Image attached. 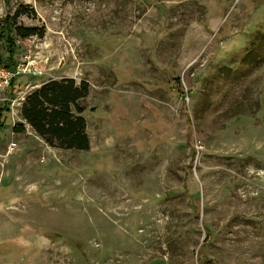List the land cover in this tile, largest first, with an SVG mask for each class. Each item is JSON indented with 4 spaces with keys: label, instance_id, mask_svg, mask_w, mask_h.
I'll list each match as a JSON object with an SVG mask.
<instances>
[{
    "label": "rangeland",
    "instance_id": "obj_1",
    "mask_svg": "<svg viewBox=\"0 0 264 264\" xmlns=\"http://www.w3.org/2000/svg\"><path fill=\"white\" fill-rule=\"evenodd\" d=\"M19 8L44 35H13L0 264H264V0H0V24ZM65 77L88 150L12 128Z\"/></svg>",
    "mask_w": 264,
    "mask_h": 264
},
{
    "label": "trees",
    "instance_id": "obj_2",
    "mask_svg": "<svg viewBox=\"0 0 264 264\" xmlns=\"http://www.w3.org/2000/svg\"><path fill=\"white\" fill-rule=\"evenodd\" d=\"M27 10L19 8L11 17L12 21L0 24V35L7 33L8 55L0 56V65L14 68L17 66L15 58V43L13 35L28 38L32 35L42 37L44 30L38 26L18 24L17 18ZM18 76L10 86L14 92ZM178 82V81H177ZM90 92V85L86 80L78 82L75 78L49 79L31 90L21 106V116L25 122H17L13 130L23 132L26 124L50 146L64 149L88 150L90 137L87 132V121L84 115L86 108L81 100ZM10 112V102L4 101L0 107V130L5 126Z\"/></svg>",
    "mask_w": 264,
    "mask_h": 264
},
{
    "label": "built area",
    "instance_id": "obj_3",
    "mask_svg": "<svg viewBox=\"0 0 264 264\" xmlns=\"http://www.w3.org/2000/svg\"><path fill=\"white\" fill-rule=\"evenodd\" d=\"M25 71H27V69L23 68L21 64H18L14 68L0 65V102L6 100L4 96L10 89L12 81Z\"/></svg>",
    "mask_w": 264,
    "mask_h": 264
},
{
    "label": "crops",
    "instance_id": "obj_4",
    "mask_svg": "<svg viewBox=\"0 0 264 264\" xmlns=\"http://www.w3.org/2000/svg\"><path fill=\"white\" fill-rule=\"evenodd\" d=\"M10 112H11V111H10ZM10 112H9V113H10ZM20 116H21V109H20ZM21 118H22V116H21ZM6 122H7V121H6ZM22 122H25V121L22 119ZM13 125H14V124H13ZM27 125H29V124H26V126H27ZM29 126H30V125H29ZM12 128H13V126H12ZM13 131H14V130H13ZM15 132H16V131H15ZM17 133H19V132H17Z\"/></svg>",
    "mask_w": 264,
    "mask_h": 264
}]
</instances>
